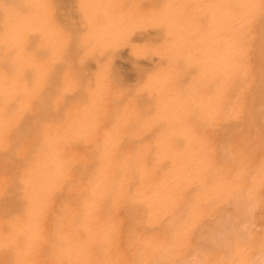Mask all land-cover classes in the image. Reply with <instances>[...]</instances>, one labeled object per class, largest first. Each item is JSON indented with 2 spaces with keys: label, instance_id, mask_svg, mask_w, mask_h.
I'll use <instances>...</instances> for the list:
<instances>
[{
  "label": "bare ground",
  "instance_id": "bare-ground-1",
  "mask_svg": "<svg viewBox=\"0 0 264 264\" xmlns=\"http://www.w3.org/2000/svg\"><path fill=\"white\" fill-rule=\"evenodd\" d=\"M0 264H264V0H0Z\"/></svg>",
  "mask_w": 264,
  "mask_h": 264
}]
</instances>
